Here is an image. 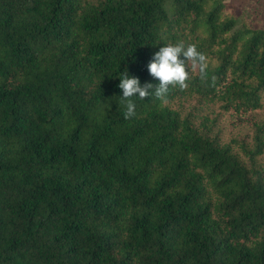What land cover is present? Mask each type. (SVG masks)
<instances>
[{
  "label": "trees",
  "instance_id": "obj_1",
  "mask_svg": "<svg viewBox=\"0 0 264 264\" xmlns=\"http://www.w3.org/2000/svg\"><path fill=\"white\" fill-rule=\"evenodd\" d=\"M249 0H0V264H264V24ZM195 44L187 89L120 78ZM184 59L183 56H181Z\"/></svg>",
  "mask_w": 264,
  "mask_h": 264
},
{
  "label": "clouds",
  "instance_id": "obj_2",
  "mask_svg": "<svg viewBox=\"0 0 264 264\" xmlns=\"http://www.w3.org/2000/svg\"><path fill=\"white\" fill-rule=\"evenodd\" d=\"M189 61L192 62L193 67L199 66L201 74L205 73L207 57L198 51L195 44L185 47L182 43H169L161 47L148 64V71L159 81L158 85L151 83L142 85L138 77L123 75L120 78L119 88L123 93L122 102L126 103L125 118L130 119L136 115V104L131 98L135 96L140 99L148 98L153 94L151 90L154 86V95L164 103H167L166 97L170 86H178L181 90L187 89V81L190 79Z\"/></svg>",
  "mask_w": 264,
  "mask_h": 264
},
{
  "label": "rangeland",
  "instance_id": "obj_3",
  "mask_svg": "<svg viewBox=\"0 0 264 264\" xmlns=\"http://www.w3.org/2000/svg\"><path fill=\"white\" fill-rule=\"evenodd\" d=\"M233 2L238 8V11L240 12L242 5L248 4L249 0H227ZM261 4L257 7H255V4H252V7L255 8L256 11H258L259 18L264 24V0H260Z\"/></svg>",
  "mask_w": 264,
  "mask_h": 264
}]
</instances>
